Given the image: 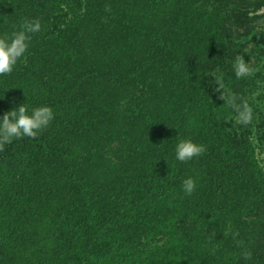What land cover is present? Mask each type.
I'll return each instance as SVG.
<instances>
[{"label": "trees", "instance_id": "1", "mask_svg": "<svg viewBox=\"0 0 264 264\" xmlns=\"http://www.w3.org/2000/svg\"><path fill=\"white\" fill-rule=\"evenodd\" d=\"M29 19L0 115L55 119L0 151V264H264V0H0V34Z\"/></svg>", "mask_w": 264, "mask_h": 264}, {"label": "clouds", "instance_id": "2", "mask_svg": "<svg viewBox=\"0 0 264 264\" xmlns=\"http://www.w3.org/2000/svg\"><path fill=\"white\" fill-rule=\"evenodd\" d=\"M41 27L39 19H29L19 26H11L9 31L0 34V77L13 73L18 63L27 55L33 35L39 33ZM231 71L236 79H240L250 76L253 69L250 67V61L245 60V55L238 53L231 61ZM213 78L217 85L222 87L221 78L215 74ZM13 88L16 87L10 88L7 83L0 86V100H3L5 93ZM25 97L24 102L0 115V151L16 140L38 138L55 119L52 107L47 104L31 105L27 102L28 97L26 95ZM227 103L237 124L247 125L253 119L252 108L246 99L232 96ZM176 137L172 154L177 162H188L205 153L204 144L189 137L180 138L179 134ZM197 183L193 177L183 179L180 189L184 196H191L196 191Z\"/></svg>", "mask_w": 264, "mask_h": 264}]
</instances>
